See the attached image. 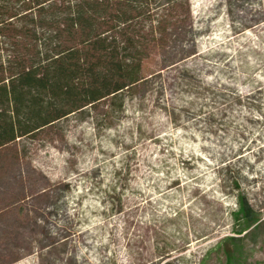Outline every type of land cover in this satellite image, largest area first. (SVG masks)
<instances>
[{
  "label": "rangeland",
  "instance_id": "obj_1",
  "mask_svg": "<svg viewBox=\"0 0 264 264\" xmlns=\"http://www.w3.org/2000/svg\"><path fill=\"white\" fill-rule=\"evenodd\" d=\"M179 2L121 98L0 149V264H264V0Z\"/></svg>",
  "mask_w": 264,
  "mask_h": 264
},
{
  "label": "trees",
  "instance_id": "obj_2",
  "mask_svg": "<svg viewBox=\"0 0 264 264\" xmlns=\"http://www.w3.org/2000/svg\"><path fill=\"white\" fill-rule=\"evenodd\" d=\"M179 1L0 0V149L121 98L146 29L182 20Z\"/></svg>",
  "mask_w": 264,
  "mask_h": 264
}]
</instances>
